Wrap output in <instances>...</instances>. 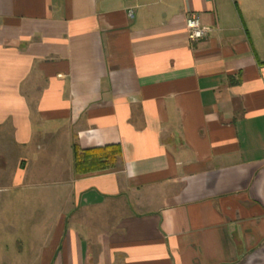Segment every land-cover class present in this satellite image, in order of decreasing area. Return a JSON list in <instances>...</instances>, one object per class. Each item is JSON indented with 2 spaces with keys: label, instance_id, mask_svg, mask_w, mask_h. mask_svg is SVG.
<instances>
[{
  "label": "crops",
  "instance_id": "crops-1",
  "mask_svg": "<svg viewBox=\"0 0 264 264\" xmlns=\"http://www.w3.org/2000/svg\"><path fill=\"white\" fill-rule=\"evenodd\" d=\"M2 182L32 264H264V0H0Z\"/></svg>",
  "mask_w": 264,
  "mask_h": 264
},
{
  "label": "rangeland",
  "instance_id": "rangeland-1",
  "mask_svg": "<svg viewBox=\"0 0 264 264\" xmlns=\"http://www.w3.org/2000/svg\"><path fill=\"white\" fill-rule=\"evenodd\" d=\"M46 150L47 147L44 146L43 153H46ZM60 162L63 163L64 159H60ZM75 168L76 166H74V169ZM5 185H7L6 182L0 183V186ZM7 204H3L4 211L0 210V264H32L28 262L30 256L29 250L31 247H29L28 244L23 245L22 242L23 239L29 240L28 238L31 236V225H28L29 216L26 214L22 215L24 217L26 216L25 223L27 224H24V226L23 224H19V220L22 219V216L15 210V199L11 200V204ZM6 206L8 207L7 210L5 209ZM26 228L29 229L28 232H25ZM21 238V245H19L17 240ZM37 242L39 243L41 241L37 238ZM21 251H23L22 255H20Z\"/></svg>",
  "mask_w": 264,
  "mask_h": 264
},
{
  "label": "trees",
  "instance_id": "trees-1",
  "mask_svg": "<svg viewBox=\"0 0 264 264\" xmlns=\"http://www.w3.org/2000/svg\"><path fill=\"white\" fill-rule=\"evenodd\" d=\"M101 150H84L79 152V149L75 147V157L77 159L76 169H81L82 171H94V170H100L105 169L106 166L104 164H101L100 159L102 158L100 155ZM80 158H84L86 160V163L79 161ZM103 163V162H102Z\"/></svg>",
  "mask_w": 264,
  "mask_h": 264
},
{
  "label": "built area",
  "instance_id": "built-area-1",
  "mask_svg": "<svg viewBox=\"0 0 264 264\" xmlns=\"http://www.w3.org/2000/svg\"><path fill=\"white\" fill-rule=\"evenodd\" d=\"M132 15V13H131ZM187 34L192 41L202 40L207 36L210 27L204 25L200 16L195 13H189L186 20Z\"/></svg>",
  "mask_w": 264,
  "mask_h": 264
}]
</instances>
